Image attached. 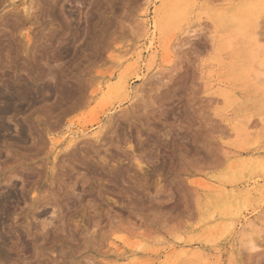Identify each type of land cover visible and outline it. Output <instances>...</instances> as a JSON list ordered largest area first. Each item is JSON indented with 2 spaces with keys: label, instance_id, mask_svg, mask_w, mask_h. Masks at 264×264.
<instances>
[{
  "label": "rangeland",
  "instance_id": "374dc122",
  "mask_svg": "<svg viewBox=\"0 0 264 264\" xmlns=\"http://www.w3.org/2000/svg\"><path fill=\"white\" fill-rule=\"evenodd\" d=\"M1 87L0 264H264V0H0Z\"/></svg>",
  "mask_w": 264,
  "mask_h": 264
},
{
  "label": "bare ground",
  "instance_id": "6f19581e",
  "mask_svg": "<svg viewBox=\"0 0 264 264\" xmlns=\"http://www.w3.org/2000/svg\"><path fill=\"white\" fill-rule=\"evenodd\" d=\"M25 7V6H24ZM163 18V17H162ZM226 19L227 20H225L226 21V23H230L229 21H228V18L226 17ZM224 24V23H223ZM229 25V24H228ZM155 26H157V24H155ZM226 26V25H225ZM236 27H238V25H235V26H233V28H236ZM239 31V30H238ZM150 44H149V47L150 46H152V44H153V42H149ZM169 42H167L166 41V43H164L163 45H161L162 46V55H164L165 54V56H167L168 54H169V50H170V45L168 44ZM140 53V52H139ZM153 53V52H152ZM156 52H154V54H152L154 57L156 56ZM154 57H152V58H154ZM164 56H162V58H163ZM151 58V57H150ZM151 58V59H152ZM138 59H139V55L137 56V59H136V61H135V63H137L138 62ZM150 59V60H151ZM164 59V58H163ZM153 61H154V59H153ZM129 65V64H128ZM128 65H126V66H128ZM134 65V64H133ZM132 65V66H133ZM151 65H152V63H150V64H148L147 66H146V71L147 72H149L150 71V68H151ZM130 67V66H129ZM128 67V68H129ZM126 68L127 67H125L124 68V71H123V73H122V75L120 74L119 76H118V79H117V81H116V83L114 84V86L117 88V90H121L124 94H129V92H130V90H129V87H128V83H127V80H128V75H127V70H126ZM129 73V72H128ZM130 74V73H129ZM135 76L139 79V80H143V79H145L144 78V76L142 77L141 75H139V74H135ZM146 80V79H145ZM143 82V81H142ZM6 87V86H5ZM5 87H1L0 88V104L2 103H4V100L5 99H15V101H17V102H22V101H24L28 96H30L29 95V91L27 92L25 89H14V90H12V91H9V90H7V88H5ZM3 88H5V89H3ZM10 88V87H9ZM13 89V88H12ZM133 90V89H132ZM5 98V99H4ZM2 99H4V100H2ZM6 100V101H7ZM11 101V100H10ZM8 102V101H7ZM5 107H7V106H5ZM2 110H3V108H2ZM4 111H7V108H4ZM233 123V122H232ZM251 125V124H250ZM249 125V126H250ZM248 126V125H247ZM253 126V125H252ZM102 128H103V126H102ZM80 129V128H79ZM244 129V128H243ZM246 129V128H245ZM247 129H248V127H247ZM251 129V128H250ZM102 129H98V130H96V132L94 133L95 134V136H96V138H98L99 137V134H101V131ZM104 130V129H103ZM246 131H248V130H246ZM238 132V134L239 133H241L240 131H237ZM236 132V133H237ZM242 133H243V131H242ZM242 133L240 134V135H242ZM249 133H250V131H249ZM246 135V134H245ZM94 135H93V138L95 137ZM248 137V136H247ZM98 140V139H97ZM68 149H69V147H68ZM231 153V152H230ZM260 161V160H259ZM258 161V162H259ZM261 162V161H260ZM4 176V175H3ZM7 176V175H6ZM13 176V175H12ZM10 178V177H9ZM7 180H10V179H8V177H7ZM8 183V182H7ZM219 184V183H218ZM218 184H212L211 185V188H217V187H219L220 185H218ZM223 187V186H222ZM211 191V190H210ZM221 191H223V190H221ZM231 192V191H230ZM223 194V193H222ZM235 195V194H234ZM232 196V195H231ZM206 197H207V195H206ZM210 198V197H209ZM214 203V202H213ZM222 203H223V201H222ZM205 204H206V202H205ZM212 204V203H211ZM230 204V203H229ZM237 204V203H236ZM214 205V204H213ZM231 208H232V206H231ZM238 208V207H237ZM204 210V209H203ZM253 214L254 215H256V218H261V219H264V208L260 205V206H258V208H256V209H254V212H253ZM207 216V215H206ZM207 218V217H206ZM244 224H251V222L248 220V218H246V217H244ZM44 222V221H43ZM258 229V228H257ZM259 230V229H258ZM253 231V230H252ZM260 231V230H259ZM258 232V231H257ZM252 244V243H251ZM180 247V246H179ZM178 247V248H179ZM142 249V248H141ZM145 250H146V248H145ZM184 250V249H183ZM149 251V250H148ZM151 251V250H150ZM115 252H116V255L118 256V255H122L123 254V251H120L119 253H117L118 252V249L115 247ZM114 252V253H115ZM171 252V251H170ZM181 252V251H180ZM169 253V252H168ZM178 253V252H177ZM183 253V252H182ZM194 255V254H193ZM136 256H138V255H136ZM135 256V257H136ZM166 256V255H165Z\"/></svg>",
  "mask_w": 264,
  "mask_h": 264
}]
</instances>
